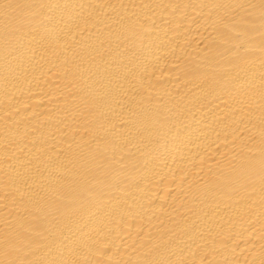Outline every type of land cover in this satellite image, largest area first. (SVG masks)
<instances>
[{"label":"bare ground","instance_id":"6f19581e","mask_svg":"<svg viewBox=\"0 0 264 264\" xmlns=\"http://www.w3.org/2000/svg\"><path fill=\"white\" fill-rule=\"evenodd\" d=\"M0 264H264V0H0Z\"/></svg>","mask_w":264,"mask_h":264}]
</instances>
